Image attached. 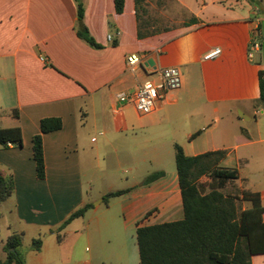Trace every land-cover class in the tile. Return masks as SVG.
I'll use <instances>...</instances> for the list:
<instances>
[{"label":"crops","instance_id":"1","mask_svg":"<svg viewBox=\"0 0 264 264\" xmlns=\"http://www.w3.org/2000/svg\"><path fill=\"white\" fill-rule=\"evenodd\" d=\"M259 1L264 0H155L175 5L182 20L158 29L148 10L143 20L150 34L139 38L134 0H124L120 14L114 0H81L82 20L75 0H0V128L18 126L22 135V147H0V174L14 184L0 204V260L7 237L22 233L25 264H139L137 224L183 218L176 169L165 167L174 145L187 156L226 150L220 165L236 169L238 178L227 182L224 192L257 193L264 207V102L258 79L264 63L260 52L248 58L264 20ZM79 22L99 47L77 36ZM214 48L220 55L204 60ZM132 53L146 55L135 73L126 66ZM164 67H178L181 86L152 113L140 115L132 104L116 102L118 93L156 80L155 70ZM48 117L60 118L62 128L42 136L45 178L39 180L32 137ZM129 130L139 133L128 135ZM95 131L101 139L92 136ZM119 136L133 138L126 154L133 174L121 189L126 192L110 197L114 201L100 215L104 197L118 190L105 173V187L96 194L101 200L93 206V169L100 160L112 168L121 162ZM138 164L147 167L145 176L137 174ZM154 172L163 176L144 183ZM87 204L92 206L83 216L57 233ZM36 238L42 240L38 251L31 249ZM251 262L264 264V254Z\"/></svg>","mask_w":264,"mask_h":264},{"label":"trees","instance_id":"2","mask_svg":"<svg viewBox=\"0 0 264 264\" xmlns=\"http://www.w3.org/2000/svg\"><path fill=\"white\" fill-rule=\"evenodd\" d=\"M77 4L78 20L83 18L81 0ZM253 3L254 0H247ZM138 22V37L150 34L145 30L148 13L147 0H134ZM115 11L120 14L124 0H114ZM190 21H194L191 19ZM144 24H142V23ZM261 28V26L259 27ZM167 29V28H166ZM77 36L89 45H99L88 34L85 27L77 30ZM115 45V43H114ZM262 61V59H261ZM260 102H264V70L259 71ZM40 132L32 137V157L35 162L36 177L45 178V163L42 136L62 128L58 117L42 118ZM195 136V135H193ZM22 147V135L18 126L0 128V147ZM226 150L210 151L196 156L185 155L179 145H174V162L180 188L183 218L177 221L137 224L136 242L139 252V264H252L254 255L264 254V207L257 193L242 191V196L224 192L227 182L236 180V169L220 165L226 157ZM163 176V172L149 174L144 183H151ZM207 177L208 184L200 183ZM11 176L0 174V204L13 192ZM126 190L108 193L105 197H116ZM104 197V198H105ZM242 201L250 207L242 209ZM92 205L87 204L72 212L60 225L59 233L69 222L84 215ZM58 239L60 235L57 234ZM23 235L14 233L4 242V260L0 264H25L21 254ZM42 240L31 242V249L40 250Z\"/></svg>","mask_w":264,"mask_h":264},{"label":"rangeland","instance_id":"3","mask_svg":"<svg viewBox=\"0 0 264 264\" xmlns=\"http://www.w3.org/2000/svg\"><path fill=\"white\" fill-rule=\"evenodd\" d=\"M155 1V0H153ZM152 1V5L150 7H148L147 9L150 10V15L149 17L153 19L154 25L156 28H167V27H173L175 25H177L178 23H180V21L182 20V14L180 12V10L173 5L172 3H166L165 2L163 4L160 5H155V2ZM166 1V0H165ZM258 6H261L264 8V1L262 3L259 2H255ZM260 56V55H257ZM130 103V102H129ZM131 104V103H130ZM263 108V106H262ZM99 131H95L92 133V136L96 138V140L101 139L102 136H100L98 133ZM135 133H139V131L137 130H129L127 132L128 135H133ZM119 143L121 141L122 145H120L119 148H117L118 153L122 156V160L121 162L116 166V167H108L107 164H105L104 161L100 160L99 163H96L94 165V194L93 197H91V200H96L94 202H92V205L95 206V203L98 202L100 199V197H96V194L98 192H100L101 190L104 189L105 187V179L103 178V175L105 173L111 174L112 179L110 180V182L113 183L114 185V190H121L124 189L130 182H131V177L133 174V167L131 166V164L126 160V154L127 151L129 150V146H131L132 143V139L131 136H129L128 138H124L123 136H119L118 138ZM172 153V152H171ZM168 164H171V167L174 169L175 168V162H174V154H171L169 156V158L167 157V161L165 162V167L168 168ZM110 166V165H109ZM108 167V168H107ZM137 174H146L144 172H146L145 170H147V167L145 165H140L138 164L137 167ZM149 170H151V166L149 165ZM145 176V175H144ZM85 178H84V182H85ZM88 180V179H87ZM128 180V181H127ZM114 201L112 198H108L105 197L103 199V201L99 204L98 206V210H97V214H104L105 213V209H106V205L108 202ZM117 205V204H116ZM242 207V206H241ZM115 210L116 213H118V208H116ZM152 220H155V222H159V220L154 217ZM122 231V229H120L117 226V231ZM130 236L133 237V239H135V232L132 231L130 232Z\"/></svg>","mask_w":264,"mask_h":264},{"label":"built area","instance_id":"4","mask_svg":"<svg viewBox=\"0 0 264 264\" xmlns=\"http://www.w3.org/2000/svg\"><path fill=\"white\" fill-rule=\"evenodd\" d=\"M107 39L112 41L113 37L108 35ZM262 29L258 28L252 36L249 46L248 58L253 59L254 54L261 53ZM221 50L214 48L204 54V60H214L220 55ZM146 55L132 53L126 56L127 70L135 73L142 67ZM156 80H146L140 83L132 93L120 92L116 95V102L119 105L131 103L135 111L140 115L152 113L157 104L166 99V96L181 86L182 76L178 67H164L155 70ZM118 108H113L116 113ZM264 219V213L262 214Z\"/></svg>","mask_w":264,"mask_h":264},{"label":"water","instance_id":"5","mask_svg":"<svg viewBox=\"0 0 264 264\" xmlns=\"http://www.w3.org/2000/svg\"><path fill=\"white\" fill-rule=\"evenodd\" d=\"M79 27H82V23L79 22ZM261 29H262V43H261V55L264 63V20L261 21Z\"/></svg>","mask_w":264,"mask_h":264}]
</instances>
